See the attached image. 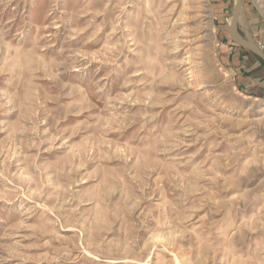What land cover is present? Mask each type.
<instances>
[{
	"label": "rangeland",
	"instance_id": "1",
	"mask_svg": "<svg viewBox=\"0 0 264 264\" xmlns=\"http://www.w3.org/2000/svg\"><path fill=\"white\" fill-rule=\"evenodd\" d=\"M235 5L0 0V264H264V62ZM241 11L264 51V0Z\"/></svg>",
	"mask_w": 264,
	"mask_h": 264
},
{
	"label": "water",
	"instance_id": "2",
	"mask_svg": "<svg viewBox=\"0 0 264 264\" xmlns=\"http://www.w3.org/2000/svg\"><path fill=\"white\" fill-rule=\"evenodd\" d=\"M241 9L242 0H236V5L229 24V36L236 44L256 53L264 62V51L250 38L244 39L241 37L236 30L238 16L242 13Z\"/></svg>",
	"mask_w": 264,
	"mask_h": 264
},
{
	"label": "crops",
	"instance_id": "3",
	"mask_svg": "<svg viewBox=\"0 0 264 264\" xmlns=\"http://www.w3.org/2000/svg\"><path fill=\"white\" fill-rule=\"evenodd\" d=\"M232 40V39H231ZM233 41V40H232ZM235 43V42H234ZM237 46H239V48H244V47H242V46H240V45H238V44H236ZM248 51H250V50H248ZM250 52H252V51H250ZM244 81V83H246V84H248V85H246V88H248V89H253L254 88V86H255V83L253 84V83H251L252 82V80H251V78H246V80H243Z\"/></svg>",
	"mask_w": 264,
	"mask_h": 264
},
{
	"label": "bare ground",
	"instance_id": "4",
	"mask_svg": "<svg viewBox=\"0 0 264 264\" xmlns=\"http://www.w3.org/2000/svg\"><path fill=\"white\" fill-rule=\"evenodd\" d=\"M231 21V20H230ZM236 30H237V24H236ZM256 54V53H255Z\"/></svg>",
	"mask_w": 264,
	"mask_h": 264
}]
</instances>
